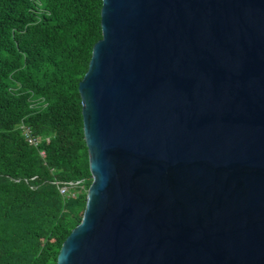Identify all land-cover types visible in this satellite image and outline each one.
I'll list each match as a JSON object with an SVG mask.
<instances>
[{
  "label": "water",
  "instance_id": "95a60500",
  "mask_svg": "<svg viewBox=\"0 0 264 264\" xmlns=\"http://www.w3.org/2000/svg\"><path fill=\"white\" fill-rule=\"evenodd\" d=\"M100 26L56 264H264V0H102Z\"/></svg>",
  "mask_w": 264,
  "mask_h": 264
},
{
  "label": "trees",
  "instance_id": "16d2710c",
  "mask_svg": "<svg viewBox=\"0 0 264 264\" xmlns=\"http://www.w3.org/2000/svg\"><path fill=\"white\" fill-rule=\"evenodd\" d=\"M101 5L0 0V264H56L82 218L91 176L78 83L101 38Z\"/></svg>",
  "mask_w": 264,
  "mask_h": 264
},
{
  "label": "built area",
  "instance_id": "2783aa9c",
  "mask_svg": "<svg viewBox=\"0 0 264 264\" xmlns=\"http://www.w3.org/2000/svg\"><path fill=\"white\" fill-rule=\"evenodd\" d=\"M19 127H20L21 133L24 136V138L26 139V141L28 143L34 145V146H38V144L40 143L42 138L36 137L32 133L31 129L28 126L24 125V124H20ZM44 139L48 140V138H44ZM39 152H40V154L42 156L44 155V151L43 150H40ZM71 185H72V183L70 182L69 185H61V186H59V192L61 194H65L66 191L68 190V186H71Z\"/></svg>",
  "mask_w": 264,
  "mask_h": 264
}]
</instances>
